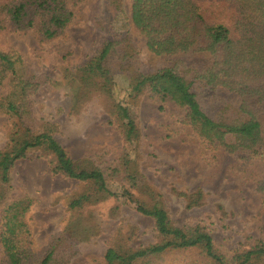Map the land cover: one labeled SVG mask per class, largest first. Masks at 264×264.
Returning <instances> with one entry per match:
<instances>
[{
  "label": "trees",
  "instance_id": "1",
  "mask_svg": "<svg viewBox=\"0 0 264 264\" xmlns=\"http://www.w3.org/2000/svg\"><path fill=\"white\" fill-rule=\"evenodd\" d=\"M85 0H8L0 7L17 32L36 31L43 42L61 37L76 16L70 8ZM235 7V24L241 31L234 39L221 23H210L193 0H104L103 13L94 20L105 38L93 56L76 68H61L57 82L32 70L14 49L0 48V118H5V145L0 148V169L5 193L11 194L14 168L32 154L51 163L56 177L75 182L77 189L62 198L68 225L37 246L28 216L32 199L7 197L0 202V264H73L77 243L92 242L101 234L86 209L114 200L111 218L125 208L156 222V245L138 253L131 247L134 226H120L109 240L98 264H264V242L229 251L216 243L206 223L179 227L164 194L142 170L144 159L141 103L146 96L162 93L166 101L186 113L181 123L189 126L205 144L222 149L244 163L264 162V0H229ZM145 34V48L165 63L149 70L141 60L118 61L116 49L127 43L129 29ZM178 55L188 61L172 60ZM66 89L70 116L81 118L103 110L108 125L122 138L117 165L103 168L98 156L78 160L60 143L61 125L56 119L64 110L57 106L51 120L38 115L35 100L49 86ZM62 85V86H60ZM260 182L259 184L261 185ZM258 184V185H259ZM263 188V189H262ZM259 192H264V184ZM209 195L201 189L182 191L178 199L187 211L202 209ZM61 199L56 201L60 205ZM84 218L93 228L83 239ZM212 219V216H209ZM92 232V231H91ZM194 258L182 259L191 254ZM96 262V261H95Z\"/></svg>",
  "mask_w": 264,
  "mask_h": 264
},
{
  "label": "rangeland",
  "instance_id": "2",
  "mask_svg": "<svg viewBox=\"0 0 264 264\" xmlns=\"http://www.w3.org/2000/svg\"><path fill=\"white\" fill-rule=\"evenodd\" d=\"M6 1L0 0V7ZM103 1L85 0L72 4L70 8L76 16L74 22L61 37L48 42H43L35 30L17 32L11 28H1L8 22L0 12V48L16 50L32 70L48 76L52 83L57 82L61 79L62 67L76 68L87 62L106 37L94 24V20L102 16ZM193 1L202 7L210 23L224 24L231 30L232 38H240L241 31L235 24L236 9L229 0ZM150 28L148 26L142 31L129 29L127 43L116 49L118 61L127 58L141 60L149 70H155L165 63L166 59L146 51L145 34ZM189 58L178 55L170 59L188 61ZM66 91L59 85L45 88L34 102L38 115L51 120L50 115L60 106L64 113L56 119L62 130L58 139L74 160L97 155V163L103 168L117 165L123 143L120 133L108 125L110 117L100 115L99 112L103 110L97 109L81 118L70 116L72 103L64 97ZM165 97L157 93L155 99L146 96L141 103L144 136L142 170L150 183L164 194L175 223L182 227L203 221L210 226L215 242L229 251L248 249L254 243L264 242V192L257 190L264 184H259L264 180V162L255 160L244 163L222 149L203 143L189 126L181 123L186 113L167 102ZM7 124L5 118H0V148L5 145ZM12 187L11 194H6L3 171L0 169V202L7 195L12 200L25 198L34 201L28 222L37 246L43 250L49 239L68 225L64 220L67 218L66 207L61 197L77 189L76 184L54 176L51 163L39 154H32L14 168ZM188 189L205 191L209 195L207 205L194 211L185 210L177 195ZM58 199H61L60 205H56ZM115 206V201L111 200L85 210V214L94 217L90 223L99 225L102 232L87 244L77 243L75 240L81 239L71 237L72 242L77 244V252L74 253L79 255L73 264H98L102 261L109 240L120 226L135 227L131 247L138 253L158 249H154L156 222L143 218L132 208H125L118 219H112L110 212ZM79 219L72 226L81 227L77 231L85 228L81 238L87 236L86 226L89 233L94 235L90 223L83 217ZM191 258H194L192 253L183 255L181 260Z\"/></svg>",
  "mask_w": 264,
  "mask_h": 264
}]
</instances>
